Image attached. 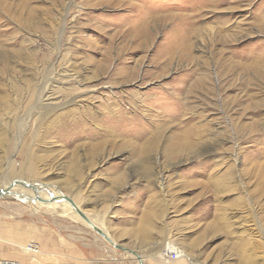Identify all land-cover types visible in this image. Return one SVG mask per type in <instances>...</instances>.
I'll return each mask as SVG.
<instances>
[{"label": "rangeland", "instance_id": "1", "mask_svg": "<svg viewBox=\"0 0 264 264\" xmlns=\"http://www.w3.org/2000/svg\"><path fill=\"white\" fill-rule=\"evenodd\" d=\"M238 23L235 40L222 24ZM220 52L251 65L263 54V75L221 72ZM47 89L77 102L40 109ZM116 103L125 115L105 144L97 128ZM73 109L92 114L58 122ZM152 119L168 127L142 155ZM28 163L32 177L12 175ZM17 178L48 197L58 187L144 264H264V0H0V188ZM31 200L0 198V257L139 264L72 209Z\"/></svg>", "mask_w": 264, "mask_h": 264}, {"label": "bare ground", "instance_id": "2", "mask_svg": "<svg viewBox=\"0 0 264 264\" xmlns=\"http://www.w3.org/2000/svg\"><path fill=\"white\" fill-rule=\"evenodd\" d=\"M259 24L260 25H259L258 28L263 29V16L260 17ZM239 25L240 24L238 23L236 26L234 25V27H232V26H227L225 24H222V27H224V28L227 29L226 32L234 31V33H233V39L239 40L241 37H238L237 38V36H235L238 33H240V34L242 33V29L239 27ZM219 55H220V57L217 60V65L220 68L221 72H223L224 70L233 71L234 68H236V66H238V68L241 67V68H244V69H248L250 71L251 70H254V71L260 73L261 75H263V54H261V53H259L258 55L254 56V57H251V59L254 62L253 65H251L250 63L249 64H244V63H239L238 64L236 62H234L235 64H233L232 62L231 63H226V59L223 56V53L220 52ZM123 72L124 71H122V70H120L119 72L117 71L118 75L120 76L119 79L126 80L127 79V75L125 73L123 75ZM233 73H234V71H233ZM72 75L73 74H68L69 77H71ZM74 79L77 80L76 78H73V77H71V78H65L64 81H62V83H66L67 81L74 80ZM116 83H118V82H116ZM42 93H43V95L40 98L41 99V102H42V104L39 107L40 109L44 108V109H48V110H58L60 107L66 105V104H70V103L71 104H74V103L77 102V97H72L69 101H67L65 103L64 102V99H65L64 96L55 94V92H54L53 89L42 90ZM132 95H133L132 96L133 99L135 97H137V94H135V93H133ZM133 102H135V99L133 100ZM8 103H9L8 105L10 107H13L10 102H8ZM106 108L108 110V114L105 117L106 120L104 119V121L101 124L98 123L99 126H98L97 130H99L100 132H103L106 135V138L104 140H102L101 142H104L105 144H108V143L115 144V142L117 141V139H116L115 136L119 135V133H117L118 131L116 132L115 130H117V128L119 127V125L121 123V120H119V118H121L122 115H125V114H124V112L122 110H120L118 108L117 103L116 104H111V105L108 104V105H106ZM77 110L78 111H76V110L73 109V110H69L67 113L59 114L57 116L58 117V122L60 123V121H64L66 123V121H69L70 122L72 120H75V119L80 118L82 115H85L86 116L87 114H92V113L89 112L88 109H85V110L77 109ZM77 122L79 123V126H80V121H75V123H77ZM153 126H154V128L152 130H150V128L153 127ZM167 127H161L160 124L155 123V121L152 119L151 120V123H149V129L146 130V131H148V133H150V136L146 138L145 142H143V144L141 145V148L138 147V144L137 143L135 144V146L133 145V148L136 151H138V153L139 152H142V155H148L150 152H153L157 148V145L161 142V139H162L163 135L165 134V130L167 129ZM192 132H193V130H191V129H188L186 131H183L182 136H184V137L183 138L181 137V139L177 140V143H173V144H171L167 148V150L169 152V155H171V156L172 155H178L179 152L181 151L182 147L184 146L185 140L187 138H190V137H188L190 134H193L194 133V132L193 133ZM117 137H119V136H117ZM200 137L201 136L199 134L198 138H200ZM122 141H123L122 143L119 141L120 142L119 144H124V143L128 144V142H125V140H122ZM186 143H187V145H189L187 141H186ZM95 149H101V144L100 143H96L95 144ZM168 152H166V153H168ZM24 157L27 158V159H30L28 157V155H25ZM141 163H142V165L146 166V168H150L148 166L147 159L145 161H142ZM11 172H12V175L22 174V175H25V176L32 177L33 176V173H34V167H33L32 163H28L26 167H22L21 169H19V168L13 169V170H11ZM75 175L76 176H79L80 175V171L77 169V167H76ZM215 181H216L215 178H213L212 181L210 182V184H215V183L217 184V182H215ZM23 182L26 185L32 184L33 185V188H35V191H32L30 189L32 191V192H30V190L29 191L26 190V188H24L23 186L15 185L14 186V189L9 194H7V196L5 198H7L9 196L16 197V196L19 195V197L24 198V199H26L28 201L30 200L31 202H32V200H31V198H32L33 201H36L37 208L38 209L39 208L42 209V208L45 207L46 208V211H48L50 213H54V214H59L60 213L62 215H66L72 209L73 210V213L77 215L78 213L76 211L77 210H81L82 213L85 214L91 220L92 225H95V226L99 227V225H97V223L95 222V220L92 217H90L88 213L84 212L82 210V208H80V206L77 203H76V209H75V208H73V206L70 203H68L66 201H62L61 200V196L64 193L61 192L58 187H56V189H57L56 192L53 193L52 195H50L51 197H48L47 194H43V193H41L40 191L37 190L39 187L44 186L43 185L44 183L39 182V181L27 182L25 180H23ZM218 182H219V180H218ZM35 184H38V185H35ZM3 185H4V183H3ZM4 186L7 187V186H9V184L8 185H4ZM5 187H1V188H5ZM18 187H23L24 189L23 190H18L17 189ZM42 195H46V197L45 196H42ZM39 197L44 198V199H47V200H51V201L44 202V201H41V200L37 199ZM78 215H77V217H79V219H81L86 225H88L89 227H91L94 230V228H93V226H91V224H89L87 221H85L83 218H81L80 215L79 216ZM218 220H219V218H217L216 223H217ZM212 227L215 228L214 225H212ZM99 228H101V227H99ZM104 232H106V231H104ZM109 237H111V239L113 240V242H115L116 244H118L115 241V239L112 238V236L109 235ZM27 249H29V248H27ZM27 249H25V250L23 249V252H27L28 251ZM27 254H29V253L27 252ZM136 254L140 255L138 252H136Z\"/></svg>", "mask_w": 264, "mask_h": 264}, {"label": "water", "instance_id": "3", "mask_svg": "<svg viewBox=\"0 0 264 264\" xmlns=\"http://www.w3.org/2000/svg\"><path fill=\"white\" fill-rule=\"evenodd\" d=\"M15 185L23 186V187L26 188V190H28V191H29L30 189H31L32 191H35V188H33V185H32V184H30V185H26V184L23 182L22 179H18V178H17L16 180H13V181L9 184V186H7V187H5V188H0V198H2V197H6L7 194H9V193L14 189V186H15ZM44 186H45V184H44ZM46 186H47V184H46ZM37 199H39V200H41V201H44V202L51 201V200H47V199H44V198H41V197H39V198H37ZM61 199H63V201H66V202L70 203V204L73 206V208L76 209V203H75V201H74L73 199H71L69 196L63 194V195L61 196ZM76 212L81 216V218H83L85 221H87L89 224H91V226H93L94 230H95L97 233H99V234H100L103 238H105L109 243H111L112 245H114L115 248H117V249H121V250H123V251H125V252H127V253H129V254L131 253V254L135 255V256L137 257V259H138L139 264H143V259L141 258L140 255L136 254V251H134L133 249H131V248H129V247L123 246V245H121V244H116L115 242H113V240L111 239V237H109V235H108L106 232H104L101 228H99V227H97V226H95V225H92L91 220H90L85 214H83L81 210H77Z\"/></svg>", "mask_w": 264, "mask_h": 264}, {"label": "built area", "instance_id": "4", "mask_svg": "<svg viewBox=\"0 0 264 264\" xmlns=\"http://www.w3.org/2000/svg\"><path fill=\"white\" fill-rule=\"evenodd\" d=\"M0 264H20V262L14 259L0 258Z\"/></svg>", "mask_w": 264, "mask_h": 264}, {"label": "crops", "instance_id": "5", "mask_svg": "<svg viewBox=\"0 0 264 264\" xmlns=\"http://www.w3.org/2000/svg\"><path fill=\"white\" fill-rule=\"evenodd\" d=\"M0 258H2V257H0Z\"/></svg>", "mask_w": 264, "mask_h": 264}]
</instances>
